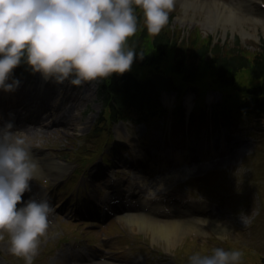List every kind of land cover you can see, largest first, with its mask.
Segmentation results:
<instances>
[{
	"label": "clouds",
	"instance_id": "clouds-1",
	"mask_svg": "<svg viewBox=\"0 0 264 264\" xmlns=\"http://www.w3.org/2000/svg\"><path fill=\"white\" fill-rule=\"evenodd\" d=\"M175 0H0V89L15 91L13 69L26 63L46 81L82 85L130 70L138 54L129 44L138 28L137 9L147 31L168 23ZM38 164L26 134L14 122L0 125V238L10 251L33 264L40 237L53 211L47 198H25ZM237 249L216 246L194 253L189 264H239Z\"/></svg>",
	"mask_w": 264,
	"mask_h": 264
},
{
	"label": "rangeland",
	"instance_id": "rangeland-1",
	"mask_svg": "<svg viewBox=\"0 0 264 264\" xmlns=\"http://www.w3.org/2000/svg\"><path fill=\"white\" fill-rule=\"evenodd\" d=\"M255 5L258 6L257 4ZM259 10L264 13V9L261 7H259ZM180 12L181 9L178 6L167 30V33L175 38L178 41V44L180 43L178 46L185 44V37L191 35V33H187L190 32L192 27H199L196 26L199 23L204 30V35H208L206 31L208 28L204 27L199 16L197 17L195 15V20L192 21V23H180L177 20L178 16L181 14ZM248 29L250 34L245 35L243 38L239 35V45L242 44V46L246 45L251 47L253 46V43L258 42L254 36H262L264 33V28L260 25H257L256 29L252 27H248ZM218 31L220 32H216L215 34L217 40H214L221 43V38L219 37V35H222L221 28H219ZM236 35H238L237 31H231L230 29L226 31L225 37L222 41L224 51L228 50L230 46L228 43L237 37ZM29 71L32 72L31 69L28 68L23 73L22 70H17V67H15L13 69V76L19 78L22 83L27 82L26 85H30L31 87L36 83L37 85H40L38 76L35 75L37 72H32L30 77H28ZM242 79L246 80L247 78L242 77ZM86 84L91 85V87H86ZM73 86L74 88L72 90ZM45 87L46 90L43 89L42 97L46 105L49 106L50 109L53 108V104H50L51 99L46 100L44 98L46 96L55 97L53 102L56 100L58 103H54L55 108L52 109V113H50V109L47 111L41 110L38 115V118L42 116L40 119L41 124L35 127L36 130H21L18 127L20 125L19 123H16L17 127L14 128V130L26 134L31 147L33 146L43 149L46 153H50L61 160L66 156H72V159H69L68 161L62 160L68 165L70 160H77L78 157L84 156V161L83 163L81 162L82 168L88 157L101 146L100 137L108 135L109 132L113 133V131H115V133L124 132V125H119L118 122H111L110 124L104 122L100 125L99 123H96L100 117L99 112L101 109V103L95 99V93L93 90L95 84L93 85L91 81H86L84 84L78 86L68 83L67 89L65 87L60 88L59 91L58 88L61 87V84L49 80ZM22 91L25 92V90ZM206 92L208 95L209 93L212 94L211 90ZM1 95L2 94H0V96ZM23 96L34 98L36 92L33 91L32 93ZM216 96H214V98H216ZM219 96L220 93L218 97ZM17 98L20 97L17 96ZM1 100L4 102V99ZM41 102L42 101L39 100V103ZM11 106L14 105L12 104ZM13 109H15V107L11 110ZM4 112L6 111L0 106V121L4 119V117L10 118L11 120L13 119V117L7 116ZM12 112L15 113V111ZM257 135L259 137L263 135L264 138V123L263 129L258 130ZM238 151L240 152L237 155H229L227 159L220 158L205 162L207 165L204 166V169L197 168L199 167L198 164L201 162L194 163L195 167L193 165L189 169V176L192 179L194 176L197 177V179L201 176L203 177V180L209 176L215 178L216 175L213 173L219 175L221 185H217L216 188L212 186L210 178L204 183H201L202 186L200 189L203 192H207L209 188H214L213 190L215 192L213 191V193L215 194L212 197L216 198L215 196H218V193L226 194L227 192L232 191L237 193V203L234 202L236 198L232 200L230 197H227L229 200L227 204L231 206V210L226 208L224 212L229 218L235 216L237 212L239 214L238 221L232 225L225 217L219 219L226 223L228 228L227 231L223 232L224 234L217 235V237L221 238L219 241H216L217 239L214 238H188V234L186 233L187 237H185V239H178L174 245L171 244L170 246H167L162 241L154 242L150 234L143 233L137 229H131V237H138L141 241L140 243L145 248L150 249V245H154L165 252L168 251L167 248L174 250L175 247H179V245L184 243V253L178 254V251H176L178 257L173 260L174 262L170 259L167 264L189 263V257L194 253H209L216 246H222L226 249L235 248L240 250L242 256L239 264H256L259 262L260 257L258 256V250L261 253L264 250V149L261 146L250 144L248 148L245 147L244 150L239 149ZM60 173L62 174V172ZM43 178H46L47 181L52 179V177ZM222 178L225 180L228 187L223 186ZM65 222H67V220H64L63 218H58L49 222L46 232L40 237L39 251L33 264H50L47 257L50 254L51 249L54 247L57 238L62 234V231L64 232V230H66L64 225ZM235 225H237V229L234 228ZM72 226L75 225L72 224ZM60 230L61 233L59 235ZM184 244L182 246H184ZM251 247H255L257 251L251 250ZM0 250L3 252L4 259H6L5 263L2 264H25L23 257L17 256L10 251L9 236L6 232L3 234V237L0 238ZM260 263L264 264V260H261ZM57 264H63V262L57 261ZM99 264L122 263L100 261ZM142 264L151 263L145 261Z\"/></svg>",
	"mask_w": 264,
	"mask_h": 264
},
{
	"label": "trees",
	"instance_id": "trees-1",
	"mask_svg": "<svg viewBox=\"0 0 264 264\" xmlns=\"http://www.w3.org/2000/svg\"><path fill=\"white\" fill-rule=\"evenodd\" d=\"M141 15H138V28L137 32L131 37L128 42L132 46L135 47L138 54H143L142 56H138L137 60L138 64L141 66L140 69L135 70V72L130 73L128 71L122 74L113 73L109 77H105L104 80L101 82L100 87L102 88V92L105 94V102L110 103L112 105H120V102L124 101H140L143 104H148L149 99L146 96V92L150 93L156 88H162L164 86H170L168 83V79L166 78L167 75L174 76L176 73L170 66V64L166 65L169 69L168 71H160L158 68H163V65H158L157 69H154V73L144 75L143 74V64H153L156 65L160 59H164L165 49L168 44H170V39L168 38L167 34L164 31V27L158 34H151L147 31L144 25H141ZM210 45V41L207 43H201L198 46L193 47L192 51L190 52V59L194 62L189 63V60L186 62L188 64L186 71L190 72L189 80L194 82L197 81L200 76H203L207 73L204 67H201V64L195 62V59L199 56H202L207 50ZM184 46L178 50L182 54L175 58L174 62L176 67L179 69H183L184 66V55L185 52L183 51ZM212 52L217 53L220 51V47H216ZM160 51L161 53H157L156 51ZM233 51V54H222L220 51V55L214 59L207 60V64H209L210 70L213 72L215 78L221 80L222 84H228V87H231V84H238L242 87L245 83L240 82L238 79L242 78L244 74L243 72H236L237 70H246L250 77L248 81L251 89H258L259 85L253 79H257L259 84L264 81V50L256 52L254 54L248 55L247 53H243L241 50H238L236 47L230 48ZM158 55V56H157ZM176 59V60H175ZM173 62V63H174ZM165 63V61L163 62ZM173 65V64H172ZM178 65V66H177ZM174 67V65H173ZM171 69V71H170ZM177 69V68H176ZM230 72L227 73V71ZM232 70V71H231ZM177 76V75H176ZM108 78V79H106ZM165 79V80H164ZM173 77H170V80ZM109 80L112 82L110 84ZM165 81L167 83H165ZM108 86L106 88V84ZM173 86V84H171ZM128 87L134 92V96L132 95V91L128 90ZM180 88L179 86L176 87ZM250 89V90H251ZM113 90V92H112ZM112 92V93H111ZM112 94L114 100L109 98V95ZM144 99H146L144 101ZM229 111L232 110L231 107L228 109Z\"/></svg>",
	"mask_w": 264,
	"mask_h": 264
},
{
	"label": "bare ground",
	"instance_id": "bare-ground-1",
	"mask_svg": "<svg viewBox=\"0 0 264 264\" xmlns=\"http://www.w3.org/2000/svg\"><path fill=\"white\" fill-rule=\"evenodd\" d=\"M177 2L182 3L181 14L177 18L180 23H192L196 15L201 18L202 22L206 24L205 26L210 30L220 27L223 31L230 29L231 31H239L243 34H247V27L256 26L257 23L261 22L263 16L258 11L253 13L251 7L245 8V6H249L247 0H177ZM242 2H246L247 5H244ZM247 20L252 25L248 26L246 23ZM39 78L40 84H44L46 80L43 79L40 73ZM0 92H2L4 96H7L10 91L0 89ZM39 124L40 122H36L34 125ZM34 125H23L21 129L36 130ZM181 154L182 152L179 151L175 156L181 157ZM37 162L38 167L36 174L45 176L54 175L58 173L61 168H68V166H64L62 161L53 158L52 155L40 154L37 158ZM136 204V202L133 203V205ZM205 207L206 204L201 202L197 204L195 209L198 211V214L201 215L205 211ZM127 220L138 225L143 231L150 232L155 240L159 237H165L167 246L173 244L177 239H182L184 236L183 232H186L182 229L179 231L170 228V226L176 227L174 219H161L157 216L143 217L140 215H131L127 217ZM211 226L218 228L220 232L225 230V227L220 223H212ZM188 227L191 228L189 229L191 231L197 230L200 232L204 230L197 221L192 222Z\"/></svg>",
	"mask_w": 264,
	"mask_h": 264
}]
</instances>
